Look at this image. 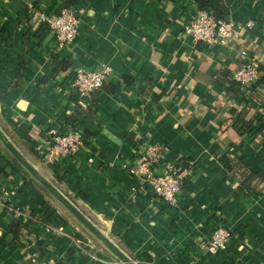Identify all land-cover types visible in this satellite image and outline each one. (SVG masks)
Segmentation results:
<instances>
[{
	"label": "crops",
	"instance_id": "crops-1",
	"mask_svg": "<svg viewBox=\"0 0 264 264\" xmlns=\"http://www.w3.org/2000/svg\"><path fill=\"white\" fill-rule=\"evenodd\" d=\"M66 1L0 0V130L135 264H264V120L244 136L229 124L243 111L259 109L262 118L264 91L256 89L244 106L217 82L222 71L232 75L239 67L242 48L264 62V0H223L228 20L253 23L227 50L184 35L195 0H75V41L58 47L51 31L38 41V16L54 18ZM31 7L36 11L26 19ZM103 68L116 90L101 93L95 118L77 125L91 133L87 145L43 165V135L58 131L75 108V70ZM137 145L163 147L170 163L191 159L176 208H157L146 187L140 193ZM6 152L0 143V264H121L52 197L49 212L29 222L42 201L11 173ZM233 160L240 164L229 174ZM20 188L25 195L16 198ZM15 198L24 226L18 241L2 204ZM218 228L231 237L209 254L207 241Z\"/></svg>",
	"mask_w": 264,
	"mask_h": 264
},
{
	"label": "built area",
	"instance_id": "built-area-1",
	"mask_svg": "<svg viewBox=\"0 0 264 264\" xmlns=\"http://www.w3.org/2000/svg\"><path fill=\"white\" fill-rule=\"evenodd\" d=\"M79 10L63 9L54 18L39 15L37 21L49 26L55 37L58 47L72 44L78 35ZM253 23L247 21L244 24H236L230 20H215L210 11L195 10L194 15L185 25L184 35L194 43H200L213 49H232L237 45V35L243 30H252ZM239 67L232 73L231 79L239 84L243 95L247 96L251 86L259 79L257 60L249 53L240 49L237 51ZM111 76L109 68L91 72L75 70L70 85L72 95L78 99L88 98L94 92L100 90ZM264 91V88H257ZM85 106V105H84ZM49 141H46V149L40 151L41 162L45 166H52L56 159L62 155H74L84 148V136L80 131L70 132L64 137L57 136L56 130H49L46 134ZM137 154L140 157L137 178L139 181L140 193L143 187L150 190L153 196V204L157 208L163 205L176 208L179 204L178 196L185 180L187 171L180 170L179 163L166 161V150L157 146L137 145ZM1 199V198H0ZM1 201V200H0ZM17 219L21 217L22 211L10 207L7 210ZM231 234L224 228L214 230L206 245V252L215 254L225 247Z\"/></svg>",
	"mask_w": 264,
	"mask_h": 264
},
{
	"label": "trees",
	"instance_id": "trees-1",
	"mask_svg": "<svg viewBox=\"0 0 264 264\" xmlns=\"http://www.w3.org/2000/svg\"><path fill=\"white\" fill-rule=\"evenodd\" d=\"M75 4H76L75 0H67L64 3L63 7H61L58 11H56L57 13L55 14V17L63 9H72V8L78 9L75 6ZM195 6L197 7L198 10L210 11L215 20H227L228 19L227 18L228 10L223 0H195ZM34 11H36L34 7H31V9H27L24 15L25 18L28 19L33 14ZM37 12L40 13V11H37ZM49 31H50V28L47 24L40 23V27L36 33L38 41H42L44 37L49 33ZM246 51L249 53V55L254 57L250 51L248 50ZM257 64H258V72L260 73V77L251 86L250 94L247 96L243 95L239 87V84L231 79V76H232L231 74H229L227 71L221 72L220 78L217 79V82L219 85L222 86L225 94L232 102H236L238 104H243L244 106H248L251 100H255L254 99L255 97L253 96L255 90L257 88H264V62L257 61ZM65 69H66V65L64 64L60 65L59 68L55 70L52 75L55 76L58 72L63 71ZM115 90L116 88L114 86L109 85L106 82L100 90L94 92L88 98L78 99L76 95H72V101L75 104V108L72 114L67 116L62 122L60 128L57 131V136L64 137L68 135L70 132L77 131L78 130L77 125L79 124V122L83 120L86 121V120L95 118L96 111L99 105L98 96H100L101 93L113 94ZM258 113H259V109L253 113H251L250 111L249 112L243 111L241 116L235 119L231 118L229 124L231 128L236 133H238L239 136H244L251 130L255 129L253 128V124L255 120L256 121H258L259 119H261V121L264 120V115H262V118H261V116L259 117ZM262 127L264 128V124ZM46 134L47 132L43 135V138H45L46 141H49L50 138H47ZM83 136H84L83 144L85 146L87 145V141L90 138L91 133L85 132ZM27 151L29 152V155L34 158V160L36 161L38 160V154L35 152V150H33V148H27ZM5 156H6L7 165L10 168L11 173L20 175L24 181L25 187L33 191L35 195L39 198V200L42 201V206L40 207V209L33 210L29 213V215L27 216L28 221L33 222V220H37V218H39V216L41 217L43 214L45 216L46 213H48L50 209V205L46 201V199L52 200L51 196L25 172V170L10 156V154H8V152H6ZM191 163H192L191 159L181 158L180 163H179L180 170H183V171L190 170ZM238 164L240 163L237 160L231 161L229 166H227L226 168L227 173L232 174L237 168ZM64 175L56 177L57 178L56 180L62 181L64 179ZM238 191L241 192L240 187ZM24 195H25L24 189L20 188L17 191L16 198L17 197L22 198ZM16 198L13 199L12 201H6V200L2 201V204L6 212L10 207L12 208L18 207V203L14 202ZM161 209L168 210V209H171V207L163 205ZM9 216L11 217L12 222L9 225L8 231L12 235L13 241H18L21 236V231L24 229V226L21 222L17 220V218L12 213Z\"/></svg>",
	"mask_w": 264,
	"mask_h": 264
},
{
	"label": "water",
	"instance_id": "water-1",
	"mask_svg": "<svg viewBox=\"0 0 264 264\" xmlns=\"http://www.w3.org/2000/svg\"><path fill=\"white\" fill-rule=\"evenodd\" d=\"M0 143L10 156L38 183L67 213H69L96 241H98L121 264H135L89 219H87L59 190L33 167L0 130Z\"/></svg>",
	"mask_w": 264,
	"mask_h": 264
}]
</instances>
